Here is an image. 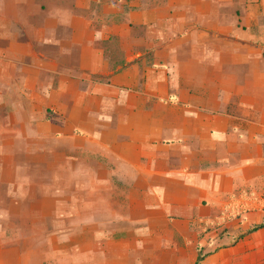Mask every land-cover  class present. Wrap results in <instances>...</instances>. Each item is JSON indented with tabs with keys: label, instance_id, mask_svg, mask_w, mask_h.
I'll use <instances>...</instances> for the list:
<instances>
[{
	"label": "crops",
	"instance_id": "crops-1",
	"mask_svg": "<svg viewBox=\"0 0 264 264\" xmlns=\"http://www.w3.org/2000/svg\"><path fill=\"white\" fill-rule=\"evenodd\" d=\"M4 7L0 218L45 157L96 221L43 264H264V0Z\"/></svg>",
	"mask_w": 264,
	"mask_h": 264
},
{
	"label": "rangeland",
	"instance_id": "rangeland-1",
	"mask_svg": "<svg viewBox=\"0 0 264 264\" xmlns=\"http://www.w3.org/2000/svg\"><path fill=\"white\" fill-rule=\"evenodd\" d=\"M56 1L58 0H0V4L5 6L6 12H9L13 17L19 14L25 20L27 18L28 22L31 23L35 22L36 13L39 9L42 8L45 10L51 7ZM21 146L24 147L23 144ZM10 162L17 167L32 166L29 169L33 171L28 174L33 177H35V174L32 175L33 172H36L35 168H39V174L36 179L32 180L34 182H31L27 178L22 180L19 175L18 182L20 183H17V185L20 188L16 195L21 193L26 195V190L23 191L21 189L22 186L26 187L28 185L30 195L27 203L11 207L12 214L5 215V219L0 218V264L48 263L54 257L46 252L47 247L53 246L57 241L66 242L68 240L67 245L72 242L71 239L69 240L68 234H60L61 231H83L85 224L88 227L91 224L92 230H95L96 221L87 222L85 220L88 212H84L83 210L82 199L84 192L82 190H76V177L73 174L71 180L68 179V174H60L59 179H55L54 177L56 182L53 183L54 179L50 171L52 167L51 158L30 157L28 159L14 158V160H6V164ZM1 165L2 162L0 161ZM93 165L97 164L93 162ZM25 176L27 177V175ZM80 183L82 184L83 181L79 180L78 184ZM98 193L96 192V194ZM2 194L4 195L5 192L0 191L2 201L0 211H8L10 207L3 205L4 196ZM42 195L45 198L43 201L40 200ZM53 195L59 199L57 201L51 199ZM93 198L97 199L96 197ZM35 201L40 206L32 203ZM89 214L94 215V211H90ZM58 231L59 236L54 235V232L56 233ZM86 238L85 236L83 239L85 240ZM80 240L82 241V239ZM69 261L70 258L65 252L64 257L59 259L58 264H67Z\"/></svg>",
	"mask_w": 264,
	"mask_h": 264
},
{
	"label": "trees",
	"instance_id": "trees-1",
	"mask_svg": "<svg viewBox=\"0 0 264 264\" xmlns=\"http://www.w3.org/2000/svg\"><path fill=\"white\" fill-rule=\"evenodd\" d=\"M262 228H264V225H260V226L256 227L253 230V232L256 231V230L262 229ZM202 259H203V255H202V253H200L199 258H198V262H200Z\"/></svg>",
	"mask_w": 264,
	"mask_h": 264
}]
</instances>
